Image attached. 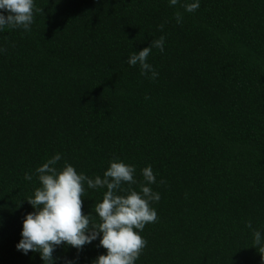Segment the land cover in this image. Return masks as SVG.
Instances as JSON below:
<instances>
[{
    "label": "trees",
    "instance_id": "trees-1",
    "mask_svg": "<svg viewBox=\"0 0 264 264\" xmlns=\"http://www.w3.org/2000/svg\"><path fill=\"white\" fill-rule=\"evenodd\" d=\"M169 4L34 0L30 31L0 32V264H44L17 245L36 169L56 154L58 170L92 179L113 160L134 166L137 192L152 167L158 218L136 230L147 243L135 264H264V0ZM161 36L153 80L126 61ZM83 187L82 212L97 215L107 189ZM100 239L58 246L55 264H92Z\"/></svg>",
    "mask_w": 264,
    "mask_h": 264
},
{
    "label": "clouds",
    "instance_id": "clouds-1",
    "mask_svg": "<svg viewBox=\"0 0 264 264\" xmlns=\"http://www.w3.org/2000/svg\"><path fill=\"white\" fill-rule=\"evenodd\" d=\"M178 4L188 13H193L200 7L199 0L182 4L180 0H170L169 6ZM34 10L40 11L38 8L34 9V0H0V32L5 28L30 31ZM4 12L8 15L5 16ZM175 19L178 24L182 23L180 12L175 14ZM163 27L161 24L159 30L163 31ZM164 43V36L152 40L150 47L132 53L126 62L130 66L139 64L141 75L148 76L151 73L149 78L155 80L158 73L147 60L154 48L163 53ZM61 158L60 154H56L36 169L41 187L35 190L34 196L27 199L36 211L27 214L24 219L22 239L17 250L25 255L28 252H38L44 264H55L53 252L58 246L67 244L82 250L86 244H91L102 235L99 246L106 249L107 254L100 255L92 264H135L147 243L136 230L142 232L147 224L156 222L158 218L150 204L159 202L160 194L146 186L156 183L152 167L149 165L142 169L146 183L140 184V192H137L131 188V185L137 183L134 179V166L113 160L103 178L96 176L92 179L78 174L67 163L62 170H58L55 165ZM25 179L31 180L32 176L26 173ZM85 181L89 188L107 189L102 202L95 204L94 213L97 215L86 216L82 212ZM124 184L129 187L124 188ZM118 192L126 194L118 195ZM95 217L99 218V223L94 222ZM246 226L251 229V221ZM253 235L254 248L264 257L262 234L253 230Z\"/></svg>",
    "mask_w": 264,
    "mask_h": 264
}]
</instances>
